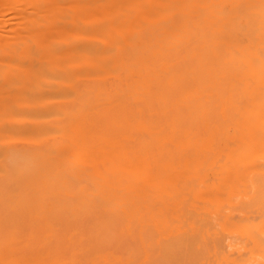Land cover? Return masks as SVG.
Segmentation results:
<instances>
[{
    "label": "bare ground",
    "instance_id": "6f19581e",
    "mask_svg": "<svg viewBox=\"0 0 264 264\" xmlns=\"http://www.w3.org/2000/svg\"><path fill=\"white\" fill-rule=\"evenodd\" d=\"M0 264H264V0H0Z\"/></svg>",
    "mask_w": 264,
    "mask_h": 264
}]
</instances>
